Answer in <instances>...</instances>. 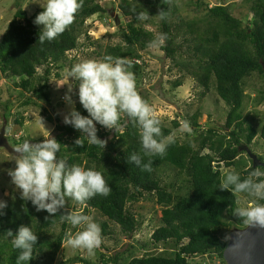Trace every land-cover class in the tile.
Listing matches in <instances>:
<instances>
[{
  "label": "trees",
  "instance_id": "1",
  "mask_svg": "<svg viewBox=\"0 0 264 264\" xmlns=\"http://www.w3.org/2000/svg\"><path fill=\"white\" fill-rule=\"evenodd\" d=\"M247 1L250 2L253 15L250 27H244L238 19L232 17L224 5L209 6L207 1L189 0L195 14L205 12L204 17H201L204 19L182 22L177 17V22L174 20L177 10L173 0H119L117 8L121 16L131 18L130 22L118 27L123 45L106 46L102 51L99 48L93 53L95 59L111 55L125 60L128 70L137 80L141 72L137 63L140 59L139 52L151 46L154 41L152 33L142 27L144 19L140 18V14L147 12L148 17L157 14L160 33L167 36L161 47L165 57L181 73L198 84L203 90L202 95L212 88L228 109L222 133L209 129L205 133L197 134V119L200 116L196 114L191 123L195 137L190 141L186 139L167 142L163 156L144 157V163L149 159L152 161V170L145 171L129 162L130 155H143V151L139 128L126 115L121 116L119 126L112 130L103 131L102 127H98V136L107 140L104 150L90 145L83 137V147L75 146L74 140L80 133L61 124L58 117L54 118L57 133L55 139L62 144L57 153L58 158L66 160L69 167L79 165L101 171L111 187V192L106 197L94 196L84 205L74 201L72 213L76 212V208H82L80 214L84 215H88L91 210L95 211L118 226L123 234L132 236L140 224L128 205L149 196L161 207V226L150 238L154 244L170 242L172 254L169 257L146 255L132 258L127 264H188V258L207 254H215L223 261L222 254L227 240L220 235L222 229L229 234L232 229L246 227L244 219L236 214V199L251 197L246 193L235 192L232 187L224 189L219 165L232 167L236 158L245 153L240 151L241 148L251 145L256 137L264 143V126L256 132L242 117L243 80L253 73L264 79V0ZM14 2L15 13L0 39V74L5 79H18L14 87L23 91L33 90L36 85V98L49 103L46 90L52 70L62 71L66 68L65 64L70 68L72 62L66 60L68 53L94 46L95 42H89L87 46L78 45L81 28L87 18L106 11L96 0H80L81 7L75 20L65 32L54 40L41 43L38 39L41 34L39 28L32 23L41 9L28 16L20 1ZM161 10L165 13L163 19L158 15ZM111 11L113 12L112 9ZM177 39H180V44L176 43ZM177 58L180 59L178 62ZM39 69L42 70L41 76L37 71ZM55 76L59 79L58 74ZM172 86L181 87V80L173 82ZM29 103L21 105L26 107ZM77 109L87 115L82 108ZM45 118L52 122L47 114ZM22 121V117L15 120L17 125H21ZM160 127L165 141L171 131L162 124ZM4 133L6 135V129ZM243 134L244 145L241 141ZM23 142L25 141L21 139L18 143ZM18 143L14 142L12 146L17 147ZM204 150L212 152L216 159L208 154L203 155ZM258 159L263 162L261 158ZM164 166L172 167L183 174L185 179L181 184H187L184 193H176L172 186L161 184L157 173ZM253 170L263 171L261 168H253L251 163L240 174L241 179L248 178ZM258 179L264 180V176ZM177 188L182 190L179 184ZM71 200L70 197H65L64 208L46 220V215L37 213L31 205L27 204L24 205L26 209L22 208L24 202L21 200L14 207H8L5 210L6 215L0 217V264H17L19 250L13 249L5 231L11 229L15 233L20 225L30 226L38 235L33 259L29 264H53L70 226L62 216L71 214L67 209ZM256 202L264 204V200ZM57 226L60 229L58 235L54 239H48L46 234L49 229ZM101 229L102 236L111 234L107 231L106 223L102 224ZM100 262L116 264V259H105L101 255ZM63 264L92 263L77 256Z\"/></svg>",
  "mask_w": 264,
  "mask_h": 264
},
{
  "label": "rangeland",
  "instance_id": "2",
  "mask_svg": "<svg viewBox=\"0 0 264 264\" xmlns=\"http://www.w3.org/2000/svg\"><path fill=\"white\" fill-rule=\"evenodd\" d=\"M19 1L28 16H31L35 10L39 9L38 5L46 3V0ZM173 1L174 7H176L177 10L175 15L176 19L174 18L175 21L178 22L177 17H180L182 22L204 17V11H201L202 14L194 13L193 7L189 5V0ZM197 1L198 0H196V2ZM202 1L210 3L209 6L217 4L224 5L231 16L238 19L244 27L251 26L253 15L250 10V2L247 0ZM96 3L106 12L98 13L87 18L84 21L80 31L81 36L78 39V45L80 47L82 45L87 46L89 42H95V44L91 48H79V50L75 52L68 53L66 55V60L71 61L72 65L83 60L95 59L93 53L97 52L99 48L100 51H102L106 46L123 45L122 34L118 27L130 22L131 18L121 16L120 10L117 8L119 0H96ZM15 10L14 0H0V39L8 23L11 21ZM116 19L118 23H116ZM143 21L144 24L142 27L145 31L151 32L155 40L157 35L160 34L157 14ZM176 43L180 44V39H177ZM161 47L162 46H149L144 51L139 52L140 59L137 63L141 67V72L137 77L136 87L142 98L154 109L155 116L160 120V124L170 129L171 134L164 142L167 143L169 140H192L196 134L194 133V128H191V123L193 121L192 117L196 114L200 116L197 119V124L199 125V129H196L197 134L205 133L209 129L222 133L228 112L226 106L218 98L212 88L207 94L202 95L203 90L198 84L191 77L181 73L179 68L175 67L172 62L165 57ZM179 60L178 58L176 59L177 62ZM65 67L66 68L62 71L53 69L48 78L46 92L49 96V103H46L43 99L36 98V85L33 90L23 91L22 89L14 87V84L18 83V79H5L0 74V130L3 128L4 131L5 129L7 130L5 138L10 147L16 149L17 147H13L12 145L14 142L18 143L21 139L37 143L41 140L48 139L49 132L53 137L57 135L54 118L58 117L60 123L63 124L61 115L59 114L67 111L66 105L62 100L66 86H61L66 83L64 75L69 65L65 64ZM37 71L39 76H41L42 70L39 69ZM56 74L59 75V79L56 78ZM179 80H181L182 86L174 88L172 83ZM36 82V79H34V83ZM73 86H75V84H73ZM243 91L244 104L242 107V117L248 126L258 132L260 128L264 126V79L256 73L251 74L248 78L243 80ZM73 98L75 99V97ZM41 101L43 103H41ZM25 102H32L33 104L29 103L24 107L21 104ZM76 108H81V106L77 103ZM46 114L50 117L52 122L46 120ZM40 116L45 120V127L40 123ZM21 117L23 118L22 124L17 125L15 120ZM182 120L189 121L191 128L190 132L182 130ZM175 123L177 126H175ZM97 127L100 126L97 125ZM102 130L106 131L104 128ZM245 134L241 136L242 145H244ZM18 144L21 145L22 143ZM247 148L252 154L261 158L264 162V143L259 137H256ZM202 154H208L216 159V156L208 150H204ZM17 158L18 155H11L4 149H0V199L7 200L10 208L14 207L20 200L18 193H16V190L13 189L10 184L7 175V171L15 167ZM251 163V159L245 153H241L238 158H236L232 167L226 168L220 164L219 173L221 184L223 185L226 173L235 171L240 175L245 169L250 167ZM157 176L160 178L163 186L170 185L174 192L184 193V188L187 184H181V181L185 179V177L174 168L164 166L160 173H157ZM176 184L181 185L182 190L178 189ZM253 201H255L254 197L249 199L238 197L236 199V206L237 208L251 206ZM73 202L74 200L72 199L70 206H67L69 213H72V206H74ZM28 205L31 204L28 203ZM128 208L140 224L137 231L133 233L132 236L123 234L118 226L108 222L105 218H102L95 211L91 210L88 216L92 217L101 228L102 224L106 223L107 231L111 234L109 236H102V244L99 248L95 249L94 254L91 255L85 249L71 248L64 241L55 256L53 264H63L77 256L90 261L92 264H101V255H103L105 259L115 258L116 264H127L132 258H140L146 255H163L164 257H169L172 254V250L170 249L172 247L171 243L154 244L150 238L152 233L161 226V207L149 198V196H146L137 203L129 204ZM75 211L76 212L73 213L80 214L82 208H76ZM37 213L47 216V213L43 211ZM244 224L247 225L248 223ZM81 230L82 227H74L70 224L66 234H75ZM59 231V226L49 229L46 237L48 239H54ZM220 235L223 236L225 240H228L227 230L222 229ZM187 263L225 264L223 261H220L215 254L198 255L188 258Z\"/></svg>",
  "mask_w": 264,
  "mask_h": 264
},
{
  "label": "clouds",
  "instance_id": "3",
  "mask_svg": "<svg viewBox=\"0 0 264 264\" xmlns=\"http://www.w3.org/2000/svg\"><path fill=\"white\" fill-rule=\"evenodd\" d=\"M38 6L41 11L35 15L32 23L39 28L41 34L38 39L43 43L65 32L74 22L81 3L80 0H46V3ZM148 15L147 12L141 13L140 18L147 19ZM158 15L163 19L165 13L161 10ZM166 39V34L160 33L151 46L160 47ZM64 80L66 83L61 86L66 87L62 100L67 111L59 115L65 126L80 133L74 145L83 147V137L90 145L104 150L107 140L98 136L97 125L112 130L119 126L121 116L126 115L139 128L143 151V155H130L129 162L142 170L151 171L152 161L149 159L144 163V157L163 156L168 145L162 138L160 120L156 118L152 106L138 93L135 76L128 70L126 61L111 55L83 60L65 70ZM77 103L87 115L76 108ZM40 123L45 127V120L41 116ZM181 128L190 132L189 121L182 120ZM61 146L50 132L46 140L37 143L25 141L16 148L18 158L15 167L7 171L10 184L24 202L22 208L26 209L24 205L30 203L37 212L47 213L45 220L64 208L65 197L84 205L94 196L106 197L111 192L101 171L79 165L69 167L66 160L58 158ZM262 176L264 171L253 170L248 178L241 179L238 173L232 171L226 173L222 185L224 189L232 187L237 193H246L255 198L251 206L236 210V214L250 226L264 227V204L256 202L264 200V180L258 179ZM8 207V201L0 199V217L6 215ZM62 219L74 227H82L75 234H66L65 243L73 249H85L90 255L94 254V250L102 244L100 225L92 217L78 213L66 214ZM5 232L13 249L19 250L17 264H29L38 235L25 225H20L15 233L11 229Z\"/></svg>",
  "mask_w": 264,
  "mask_h": 264
},
{
  "label": "water",
  "instance_id": "4",
  "mask_svg": "<svg viewBox=\"0 0 264 264\" xmlns=\"http://www.w3.org/2000/svg\"><path fill=\"white\" fill-rule=\"evenodd\" d=\"M4 132V129L0 130V149H4L8 154L18 155L16 149L8 145ZM242 150L251 159L253 168H261L264 171V162L247 147H243ZM222 259L225 264H264V227L248 224L241 230L232 229Z\"/></svg>",
  "mask_w": 264,
  "mask_h": 264
},
{
  "label": "bare ground",
  "instance_id": "5",
  "mask_svg": "<svg viewBox=\"0 0 264 264\" xmlns=\"http://www.w3.org/2000/svg\"><path fill=\"white\" fill-rule=\"evenodd\" d=\"M256 157H257V156H256ZM247 225H248V224H247ZM247 225H246V226H247ZM244 228H245V227H244ZM244 228H242V229H244ZM239 230H241V229H239ZM230 231H231V230H230ZM230 231H229V232H230ZM228 235H229V234H228Z\"/></svg>",
  "mask_w": 264,
  "mask_h": 264
}]
</instances>
